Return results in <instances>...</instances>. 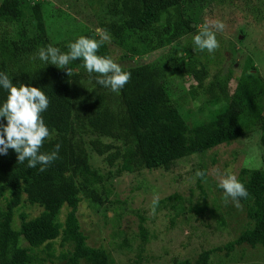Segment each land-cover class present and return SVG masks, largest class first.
Returning <instances> with one entry per match:
<instances>
[{"label": "trees", "instance_id": "trees-1", "mask_svg": "<svg viewBox=\"0 0 264 264\" xmlns=\"http://www.w3.org/2000/svg\"><path fill=\"white\" fill-rule=\"evenodd\" d=\"M94 1L96 9L104 14L96 26L109 33L111 43L121 49V58H142L165 47L171 48L174 57L171 54L170 61L155 59L122 68L131 73V79L117 94L96 84L82 67V60L70 62L71 76L54 65L26 61L52 42L45 26L43 1L0 0V29L2 25L13 28L9 33L0 31V72L8 74L17 86L22 83L38 87L48 96L49 106L41 115L50 138L40 151L47 153L60 145L59 158L44 172L39 171V164L29 168L27 161L17 162L11 149L7 155H0V264H43L52 258L65 264H115L104 248L87 245L76 217L82 200L101 208L109 202V186L115 177L141 170H168L184 157H199L198 169L205 173L203 158L209 150L251 133H258L259 147L264 149V78L249 62L229 95L231 68L225 71L220 67L224 60H216V53L195 50L192 38L200 28L188 12L192 0ZM81 36L100 38L93 30ZM186 36L191 42L178 54L176 44ZM79 37L69 39L63 52ZM107 44L97 55L110 57ZM209 65H214L216 71L205 82ZM169 75L183 79L190 75L196 84L190 85L185 98L202 99V104L211 106L209 112L204 113L202 108L197 113L182 112L178 99H172L167 88ZM203 94L210 98H200ZM6 97L7 92L0 88V104ZM196 114L203 115L197 118ZM0 123L6 121L0 118ZM94 155L100 157L104 171L94 167ZM203 179L197 182L201 197L194 204L188 200L187 208L178 194L160 202L173 210L175 217L185 211L200 218L208 210L214 214L218 211L219 215L223 194L220 199L214 198L209 209L199 184ZM237 179L249 193L247 199L240 200L247 225L234 240L202 250L195 264H208L215 251L224 250L228 255L242 244L260 248L264 255V170L242 167ZM24 203L42 210L29 219L19 213L20 224L16 227L14 216ZM230 203L224 204L230 209L228 214L237 211ZM63 206L67 212L60 221ZM218 220L223 226L221 217ZM144 221L142 217L140 233L146 244L148 231L141 226ZM55 239L61 248L57 256L52 243ZM172 264L191 263L184 260Z\"/></svg>", "mask_w": 264, "mask_h": 264}, {"label": "rangeland", "instance_id": "rangeland-1", "mask_svg": "<svg viewBox=\"0 0 264 264\" xmlns=\"http://www.w3.org/2000/svg\"><path fill=\"white\" fill-rule=\"evenodd\" d=\"M25 3L42 2L45 26L48 37L54 47L63 52L64 45L69 39L81 36L87 30L97 33V21L103 17L102 11L96 9L94 0H23ZM201 0L188 2L190 16L199 22L198 28L206 21L219 19L226 25L223 34L217 33L216 38L220 47L214 52L218 61L224 60L220 65L225 71L231 68L229 95L232 94L236 80L241 75V70L253 65L264 78V0ZM93 28V29H92ZM0 31H13L11 26L2 25ZM2 35H0L1 37ZM191 37L186 36L179 46L191 42ZM110 57L121 68L137 63L150 62L155 59L169 60L173 55L171 48L165 47L154 51L142 58H121V49L108 42ZM175 45V44H174ZM190 45V44H189ZM205 52V51H204ZM207 52V51H206ZM208 53V52H207ZM209 54V53H208ZM37 53L30 55L29 61H41ZM25 60L23 62H26ZM170 61V60H169ZM168 65L171 62H166ZM209 80L215 73V66L209 65ZM261 77V78H262ZM262 78V79H263ZM211 80V79H210ZM263 81V80H262ZM168 90L172 99H178L182 112L190 110L197 113L198 108L209 112L211 106L202 104V99L195 101L185 98V93L190 85L196 82L190 75L181 78L169 75L167 78ZM264 83V81H263ZM203 96V97H202ZM200 98H210L203 94ZM264 96V95H263ZM209 103V102H208ZM264 111V110H263ZM203 115V114H201ZM196 114V117H200ZM258 133H251L230 144H222L209 150L203 158L205 178L199 182L207 196L209 209L214 198H219L223 190L218 187L219 181L226 175L237 177L242 167L263 168L264 149L259 147ZM199 157L189 156L176 160L168 169H155L152 171L141 170L134 173H123L112 180L109 188L111 195L109 202L101 208H94L86 200L78 205L76 217L80 230L86 236V243L90 247H102L109 253L115 264H172L189 260L195 264L198 254L202 250L223 246L228 241L234 240L238 233L247 225V218L243 211H230L219 204L218 211L207 213L200 218L192 212L185 211L177 217L174 211L161 203L165 197L178 194L184 199L183 205L187 208L194 204L200 196L198 177ZM92 163V160L90 159ZM95 168L104 171L105 166L100 157L93 156ZM254 166V167H253ZM154 197H159V204L155 216L150 215L151 203ZM221 202V201H220ZM233 205L230 203V206ZM42 208L36 205L22 204L14 216V225L19 226V213H25L27 218L39 215ZM67 212L66 206L60 210L59 220L63 221ZM141 224L148 231V241L142 243L140 233ZM221 217L224 224L221 225ZM54 255L60 253L59 240L52 241ZM225 251H215L208 259V264H264L263 250L251 248L245 244L236 246L228 255ZM139 255L141 258L138 259ZM43 264H65L57 258L45 261Z\"/></svg>", "mask_w": 264, "mask_h": 264}, {"label": "clouds", "instance_id": "clouds-1", "mask_svg": "<svg viewBox=\"0 0 264 264\" xmlns=\"http://www.w3.org/2000/svg\"><path fill=\"white\" fill-rule=\"evenodd\" d=\"M225 27V23L219 19L202 24L199 32L192 38L195 50L214 53L220 47L216 34H223ZM96 31L99 39L80 36L67 46V52H61L58 47L48 45L46 48H40L33 59L38 58L45 65L51 64L63 69L67 76L73 75V69L68 67L70 62L82 60V67L89 77L94 78L96 84L118 94L129 83L131 73L123 71L111 57L97 55L100 47L110 42L111 37L103 28ZM0 88L7 92L5 101L0 104V118L6 121L0 123V155H7L11 149L16 153L17 162L27 161L29 168H35L39 164V171H46L47 167L59 158L60 151L59 144L50 152L40 151L45 140L50 138L49 129L41 115L49 106L48 96L38 87L22 83L15 85L4 72H0ZM195 176L203 179L205 173L198 170ZM218 187L223 190L224 204L227 205L231 201L237 209L242 208L240 200L249 196L245 185L235 175L221 178ZM158 204L159 197H154L150 215L155 216Z\"/></svg>", "mask_w": 264, "mask_h": 264}]
</instances>
